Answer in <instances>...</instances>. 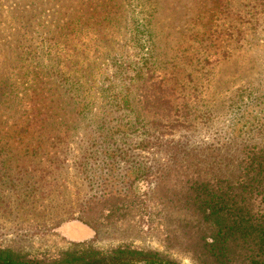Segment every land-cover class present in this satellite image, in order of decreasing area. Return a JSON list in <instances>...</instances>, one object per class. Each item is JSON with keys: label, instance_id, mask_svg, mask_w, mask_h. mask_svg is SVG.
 Listing matches in <instances>:
<instances>
[{"label": "rangeland", "instance_id": "374dc122", "mask_svg": "<svg viewBox=\"0 0 264 264\" xmlns=\"http://www.w3.org/2000/svg\"><path fill=\"white\" fill-rule=\"evenodd\" d=\"M133 16L141 27L151 29V38L130 39ZM20 28L34 30L22 38L32 49L42 40L50 42L48 32L55 31L62 40L60 59L69 68L70 61L110 63L113 57L127 64L148 53L156 80L162 81L158 106L166 112L162 103L169 101L170 116L143 109L142 119L160 121L164 136L171 133L189 147L225 137L238 113L244 119L259 101L264 108V0H0V82L4 79L13 87L12 97L2 100L0 95V246L31 256L44 249L66 250L73 243L105 250L121 241L163 251L156 237L144 230L131 234L111 228V233L98 232L93 238L78 222L77 204L92 193L82 179L80 161L91 164L88 156L96 157L97 147L109 144L103 137L93 146L84 141L86 128L98 125L94 117L99 105L93 106L90 117L67 129L70 108L61 97L59 106H41L51 80L43 97L36 98L42 100L40 108L34 109L32 88L17 87L15 79L20 81L22 72L11 71V47ZM141 95L133 96L138 110ZM33 109L41 114L34 116ZM169 121L172 127L167 126ZM118 136V145L133 149L131 161L162 162L157 152L132 147L139 141L137 135ZM95 164L99 166L84 176L105 172L99 170L101 160ZM60 221L56 232L49 230ZM168 255L176 264H193L185 253Z\"/></svg>", "mask_w": 264, "mask_h": 264}, {"label": "trees", "instance_id": "16d2710c", "mask_svg": "<svg viewBox=\"0 0 264 264\" xmlns=\"http://www.w3.org/2000/svg\"><path fill=\"white\" fill-rule=\"evenodd\" d=\"M130 27L132 41L153 35L134 16ZM30 33L34 30L16 29L11 47V71L22 72L20 81L15 79L16 86L29 84L36 109L42 102L36 98L53 80L41 106L52 108L47 105L60 104L61 97L63 105L70 108L69 124H64L67 129L90 117L97 103L99 113L94 119L98 125L86 128L84 141L93 146L103 137L109 143L97 147L96 157L88 156L94 166L80 161L82 179L92 193L77 204L78 222L88 227L93 238L98 232L111 233V228L131 234L144 230L156 237L163 251L121 241L105 250L90 243H73L66 250L44 249L31 256L0 246V264H176L169 260L171 251L189 255L193 264H264V116H258L264 108L260 101L244 119L238 113L225 137L219 135V140L209 144L188 147L181 140L175 141L171 133L164 136L160 121L142 119L143 109L170 116L169 101L162 103L166 112L158 106L163 100L157 95L162 81L156 80L148 53L127 64L115 57L110 63L68 60L69 68L60 59L62 40L55 31L48 32L50 42H39L38 50L22 40ZM1 83L2 100L13 96L8 81ZM138 92L142 93L139 110L133 98ZM240 102L233 101L235 105ZM34 114L37 117L41 113L34 110ZM171 122L167 126L172 127ZM116 134L123 139L137 135L139 141L132 147L157 152L162 162L151 165L131 161L133 149L118 145ZM97 160L102 163L99 170L105 172L97 175L96 170L93 176H84L99 166ZM74 213L67 214L68 219ZM62 222L51 224L49 230L56 232Z\"/></svg>", "mask_w": 264, "mask_h": 264}, {"label": "water", "instance_id": "95a60500", "mask_svg": "<svg viewBox=\"0 0 264 264\" xmlns=\"http://www.w3.org/2000/svg\"><path fill=\"white\" fill-rule=\"evenodd\" d=\"M164 264H166V263H164Z\"/></svg>", "mask_w": 264, "mask_h": 264}]
</instances>
